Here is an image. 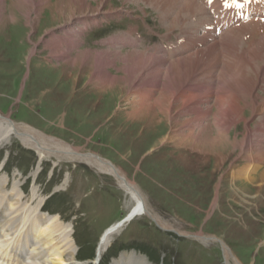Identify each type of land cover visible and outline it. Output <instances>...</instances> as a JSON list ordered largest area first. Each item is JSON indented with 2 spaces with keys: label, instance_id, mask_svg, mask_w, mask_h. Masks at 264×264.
<instances>
[{
  "label": "rangeland",
  "instance_id": "obj_1",
  "mask_svg": "<svg viewBox=\"0 0 264 264\" xmlns=\"http://www.w3.org/2000/svg\"><path fill=\"white\" fill-rule=\"evenodd\" d=\"M68 1L30 0L35 7L13 8L14 0H0V114L14 125L11 129H33L80 154L104 160L140 190L160 223L143 215L123 225L109 237L98 264L115 263L126 253L141 256L147 264H264V187L260 190L257 186L264 164L254 163L259 168L251 184L242 178L231 179L233 171L249 163L239 149L229 146L242 138L246 123L230 130L226 150L214 148L203 153L175 145L174 140L167 139L172 128L165 120L150 125L129 116L138 95L144 96L148 87L143 78L140 88L129 89L130 78L122 70L127 58L122 55L132 49L122 52L120 44L108 46L109 37L125 38L131 29L138 30L136 35L139 33L146 43L142 48L140 36H134L139 52L155 53L156 47L164 48L178 36H186L182 44H176L178 51L171 48L178 57L185 56L205 47L199 43V28L206 23L196 24L189 32L183 28L186 26L170 29L171 23L162 21L149 1L109 0L100 9L104 14L97 18L100 25L90 28L100 29L90 30L79 19L68 27L65 25L71 17L58 15ZM85 1L94 8L100 2ZM196 1L201 7L206 3L203 8L210 16V0ZM215 1L219 12L257 8L264 3L251 0L233 10L223 8L227 4L234 8L239 0ZM11 15L14 22L2 21ZM109 21L112 25H104ZM126 29L128 33H123ZM85 32L79 49V37ZM154 55L160 58L158 53ZM243 116L251 119V111L246 110ZM257 122L254 117L248 126L253 129ZM0 177L4 180L0 215L15 203L11 197L18 200L13 210L23 205L34 208L43 201L42 213L54 219L53 226H70L66 238L74 248L76 263L95 264L102 234L120 224L133 208L130 196L114 177L82 162L54 157L40 160L14 135L0 144ZM14 178L19 180V187L13 191ZM31 229V234H39L38 227ZM23 245L29 249L28 242ZM59 246H52L53 251Z\"/></svg>",
  "mask_w": 264,
  "mask_h": 264
},
{
  "label": "bare ground",
  "instance_id": "obj_2",
  "mask_svg": "<svg viewBox=\"0 0 264 264\" xmlns=\"http://www.w3.org/2000/svg\"><path fill=\"white\" fill-rule=\"evenodd\" d=\"M99 1V3L97 2L98 7L94 8L85 0H69L68 4L63 3L65 8L60 10L58 15L64 17L67 14L71 17L65 26L69 27L71 22L79 19L78 22L81 21V25L90 26L88 27L90 29L95 25H100L101 22L97 18L104 15L100 9H103L109 0ZM137 1H149L151 7L160 12L161 20H164L165 23L166 20L171 23L169 24L170 29L186 26L183 28H186V31H191L196 24L199 26V24L206 23V25L210 24V32H207L209 31L207 29V34L199 33L202 35L199 38V43H201L200 46H205L204 48H196L195 52L187 53L185 56L181 55L182 57H178L174 53V51L179 50L178 47H175L174 51L172 49L166 50V54H158L160 58H156V55L153 57L156 51L155 53L139 52L137 49L140 45L143 48V44L136 43V38L133 35L135 30L132 29L130 33L127 32L125 38H110L108 46L113 48L115 44H120L123 48L133 50L130 51L131 53L128 51L129 54L122 55L127 58L125 68L122 70L130 78L129 89L140 88L139 83L143 78L148 87L147 90L143 91L144 96L138 95L139 101H136L135 110L129 116L147 121V124L150 125L158 124L163 119L172 128L167 139L174 140L175 145L190 147L189 149L203 153L210 152L214 148L226 150V142L230 141V130L240 122H245L242 138L238 140L236 136L237 140L234 138L236 141L229 143V146L232 150L239 149L240 156L249 163L244 169L233 171L231 179L236 181L242 178L251 184L256 180L254 176L257 175L259 168L254 163L264 164V3L259 7L255 5L257 8L246 10L238 8L235 10L242 3L248 4L251 1L239 0L236 1L238 6L233 8L227 4L223 8L231 7L230 9L235 11L229 10V12L220 13L219 8H217L219 4L216 6V1L210 0L209 16V12L203 8L206 3L204 2L205 4L201 7L196 0ZM206 1L209 3V0ZM260 1L255 0V3ZM11 3H13L11 5L13 8L14 6L19 8L23 5H34L30 3V0H14ZM66 9L67 12L62 13ZM107 11L112 12L111 9ZM0 12H2L1 9ZM250 13L259 14V19H251L241 23L247 19ZM2 19L3 22L15 21L13 15ZM165 26L168 30L169 26ZM218 27H227V29L223 30ZM194 32L197 34V31L194 30ZM46 42L48 43V41ZM188 45L190 46L189 43ZM53 49L56 50V48ZM150 50L151 48L148 51ZM186 50L189 51V49ZM68 54L70 53L68 52ZM87 54L90 53L87 52ZM167 55L168 59L163 60L162 58ZM139 90L141 93V89ZM246 110H250L252 114L249 120L243 116ZM254 117H257L258 122L252 129L248 126V122ZM179 119L182 120L179 121ZM10 125L14 126L8 118L0 114V144H6L14 135L24 147L33 150L40 160L54 157L63 161L85 163L100 173L114 177L119 188L130 196L133 201V208L122 219V222L120 221V224L111 226L102 234L96 255L93 258L95 264L100 262L102 254L107 249L109 237L123 225L131 223L136 217L143 215L159 222L156 216L149 211L140 190L114 166L96 156L80 154L65 143L47 138L33 129L30 131L26 128L21 131L17 128L11 129ZM257 182V186L261 190L264 187V171L258 175ZM3 183L4 180L0 177V194H2ZM18 187L19 180L14 178L12 190L14 191ZM10 199L18 203L15 198L11 197ZM42 202L40 201L34 208L23 205L16 210H13L15 203H12L11 209L6 211L4 215H0V254H5L7 259L4 260L13 264H82L75 262L74 248L69 245L66 238L71 233L70 226L67 228L53 226L54 219L42 213ZM33 225L39 228V234L36 233V230V234H31V226ZM24 242L29 243V249L25 248ZM55 244H60L57 247V252L53 251ZM140 257L134 253H126L122 254L119 260L112 264H124L125 262L126 264H147L145 259Z\"/></svg>",
  "mask_w": 264,
  "mask_h": 264
},
{
  "label": "crops",
  "instance_id": "obj_3",
  "mask_svg": "<svg viewBox=\"0 0 264 264\" xmlns=\"http://www.w3.org/2000/svg\"><path fill=\"white\" fill-rule=\"evenodd\" d=\"M42 42V41H41Z\"/></svg>",
  "mask_w": 264,
  "mask_h": 264
},
{
  "label": "water",
  "instance_id": "obj_4",
  "mask_svg": "<svg viewBox=\"0 0 264 264\" xmlns=\"http://www.w3.org/2000/svg\"><path fill=\"white\" fill-rule=\"evenodd\" d=\"M125 221V220H124Z\"/></svg>",
  "mask_w": 264,
  "mask_h": 264
}]
</instances>
